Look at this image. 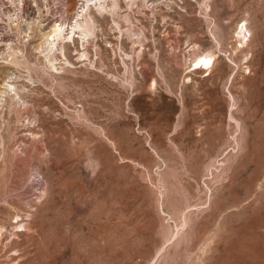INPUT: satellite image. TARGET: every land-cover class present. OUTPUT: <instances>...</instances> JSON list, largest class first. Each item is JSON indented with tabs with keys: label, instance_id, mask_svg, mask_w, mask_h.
<instances>
[{
	"label": "rangeland",
	"instance_id": "374dc122",
	"mask_svg": "<svg viewBox=\"0 0 264 264\" xmlns=\"http://www.w3.org/2000/svg\"><path fill=\"white\" fill-rule=\"evenodd\" d=\"M85 2L1 25L0 264H264V0Z\"/></svg>",
	"mask_w": 264,
	"mask_h": 264
},
{
	"label": "bare ground",
	"instance_id": "6f19581e",
	"mask_svg": "<svg viewBox=\"0 0 264 264\" xmlns=\"http://www.w3.org/2000/svg\"><path fill=\"white\" fill-rule=\"evenodd\" d=\"M21 1L22 0H0V46H3V48H4L3 54L5 52L10 54V56H9L10 61H9V59H7L10 62V64H12L11 62L14 61L13 58H16L15 54L17 53V51L15 50V47L12 45V41L11 42L9 41V43H7V41L2 38L3 33L1 31V25L3 23H5V24L9 25L8 27L11 31H13L12 27H15V30H17V32L21 31L25 34L28 33V30H30V25L32 24L33 21L31 22L28 20H22L24 17H23V11H22L23 8H21V6H20ZM35 1H37V0H35ZM104 1L106 2V0H94V2L90 3V4H92L93 7H95L99 12L100 9H102V8L105 9L106 5L104 6V4H103ZM87 2H88V0H86L85 5L82 6L81 11L78 14V18L73 23L69 24L66 21H64V22L57 21L51 27H43V23H40L38 25V28H40V31L43 34V38H44L43 43H44L45 50L47 51V54H50L49 55L50 57L52 56L53 53H56V52H54V51H57L56 49L62 51V49H64V47H63L64 43H67L66 41L71 40V42H73L75 38H79V39L82 38L83 39L86 35L88 37V34L91 33V31L93 30L92 26L94 23H93V18L91 17V14L89 13V10L91 8ZM85 7H86V11L84 10ZM82 11H84L85 13H82ZM22 21L24 22L23 25L26 26L25 28L22 27ZM92 32H94V31H92ZM54 60H55V57H54ZM210 61H212L211 56H204V57H201L197 61L196 64L199 67L205 68V66H207L210 63ZM14 62H13V64H14ZM9 82L10 81H5L3 88H8V87L12 88V86H11L12 84H10Z\"/></svg>",
	"mask_w": 264,
	"mask_h": 264
}]
</instances>
